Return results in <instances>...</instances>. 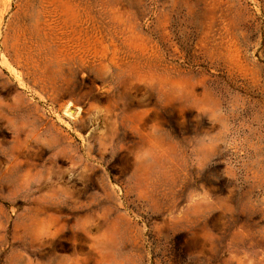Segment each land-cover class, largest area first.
<instances>
[{"label":"rangeland","instance_id":"rangeland-1","mask_svg":"<svg viewBox=\"0 0 264 264\" xmlns=\"http://www.w3.org/2000/svg\"><path fill=\"white\" fill-rule=\"evenodd\" d=\"M0 264H264V0H0Z\"/></svg>","mask_w":264,"mask_h":264}]
</instances>
